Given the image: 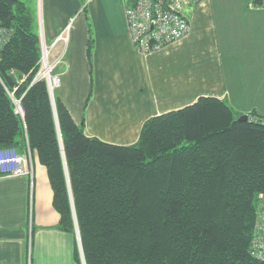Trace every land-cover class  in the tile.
I'll list each match as a JSON object with an SVG mask.
<instances>
[{"label":"trees","instance_id":"1","mask_svg":"<svg viewBox=\"0 0 264 264\" xmlns=\"http://www.w3.org/2000/svg\"><path fill=\"white\" fill-rule=\"evenodd\" d=\"M40 60L29 2L0 0V150L26 144L45 167L57 229L77 226L85 264H264L250 251L264 117L239 122L226 101L201 96L148 118L131 145L106 143L58 98L53 107L34 80Z\"/></svg>","mask_w":264,"mask_h":264},{"label":"crops","instance_id":"2","mask_svg":"<svg viewBox=\"0 0 264 264\" xmlns=\"http://www.w3.org/2000/svg\"><path fill=\"white\" fill-rule=\"evenodd\" d=\"M27 1L47 45L65 38L48 55L59 78L53 97L88 137L131 145L148 118L201 96L264 117V8L236 0L223 9L219 0H202L184 38L143 55L130 42L120 0ZM30 156L32 180L0 175V264H84L74 257L76 233L57 229L46 169Z\"/></svg>","mask_w":264,"mask_h":264},{"label":"built area","instance_id":"3","mask_svg":"<svg viewBox=\"0 0 264 264\" xmlns=\"http://www.w3.org/2000/svg\"><path fill=\"white\" fill-rule=\"evenodd\" d=\"M90 0H83L84 6ZM202 0H121L127 25V32L133 48L143 55L158 53L167 45L184 38L191 30L189 14ZM58 37L50 46L40 36L41 63L44 66L37 72L34 80L45 79L49 91L59 86V78L53 74L54 65L48 63L49 49L58 41ZM17 103V102H16ZM18 113L20 106L17 103ZM1 176H27L33 179V164L29 152L18 153L15 148L0 150ZM252 256L264 261V192L258 198L257 222L250 243Z\"/></svg>","mask_w":264,"mask_h":264},{"label":"water","instance_id":"4","mask_svg":"<svg viewBox=\"0 0 264 264\" xmlns=\"http://www.w3.org/2000/svg\"><path fill=\"white\" fill-rule=\"evenodd\" d=\"M50 95H51V99H52V103H53V107H54V97H53L52 91H50ZM16 111L18 112V109H16ZM20 114H21V108H20ZM248 118H249V115L248 114H244V115H241L237 120L239 122H245V121H248ZM75 233H76V237H77L78 243H79L80 255H81L82 261L84 263V259H83V254H82V249H81V244H80V239H79V234H78L77 226H75Z\"/></svg>","mask_w":264,"mask_h":264},{"label":"rangeland","instance_id":"5","mask_svg":"<svg viewBox=\"0 0 264 264\" xmlns=\"http://www.w3.org/2000/svg\"><path fill=\"white\" fill-rule=\"evenodd\" d=\"M221 3H222V5H223V9H227L234 1H236V0H219ZM120 2H121V0H120ZM246 2L248 3V5H249V7L251 8V9H253L251 6H250V0H246ZM39 39H40V36H39ZM41 43V42H40ZM48 46H50V45H48ZM40 49H41V46H40ZM51 49V48H50ZM50 49H49V51H50ZM48 63H50V59L48 60ZM52 64V63H51ZM44 66V63H41V60H40V68H42ZM40 70V69H39ZM53 74H54V69H53ZM54 75H56V74H54ZM55 90V89H54ZM19 104V103H18ZM15 105H16V109H17V103H15Z\"/></svg>","mask_w":264,"mask_h":264}]
</instances>
